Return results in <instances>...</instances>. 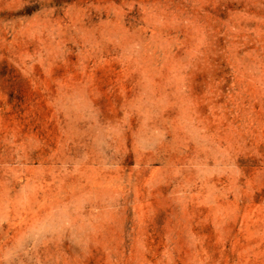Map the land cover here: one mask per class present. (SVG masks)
Here are the masks:
<instances>
[{
	"label": "rangeland",
	"instance_id": "obj_1",
	"mask_svg": "<svg viewBox=\"0 0 264 264\" xmlns=\"http://www.w3.org/2000/svg\"><path fill=\"white\" fill-rule=\"evenodd\" d=\"M0 264H264V0H0Z\"/></svg>",
	"mask_w": 264,
	"mask_h": 264
}]
</instances>
